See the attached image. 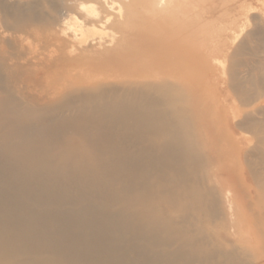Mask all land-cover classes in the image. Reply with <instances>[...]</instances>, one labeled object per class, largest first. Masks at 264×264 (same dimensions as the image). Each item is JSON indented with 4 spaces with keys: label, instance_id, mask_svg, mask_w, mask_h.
<instances>
[{
    "label": "bare ground",
    "instance_id": "1",
    "mask_svg": "<svg viewBox=\"0 0 264 264\" xmlns=\"http://www.w3.org/2000/svg\"><path fill=\"white\" fill-rule=\"evenodd\" d=\"M61 1L0 0V264H264V141L203 84L229 30Z\"/></svg>",
    "mask_w": 264,
    "mask_h": 264
},
{
    "label": "rangeland",
    "instance_id": "2",
    "mask_svg": "<svg viewBox=\"0 0 264 264\" xmlns=\"http://www.w3.org/2000/svg\"><path fill=\"white\" fill-rule=\"evenodd\" d=\"M33 1L48 16L52 4L60 12L66 5L61 0ZM197 16L216 19L212 24L216 34L229 30L219 47L217 65L203 84L211 90L210 98L233 114V129L245 138L247 148H255L264 141V0H199ZM248 163L252 172L264 171L259 150L250 152ZM242 252L247 254L246 248ZM244 263L251 264V259L245 257Z\"/></svg>",
    "mask_w": 264,
    "mask_h": 264
}]
</instances>
